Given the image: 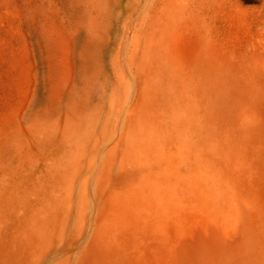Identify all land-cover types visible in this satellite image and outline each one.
I'll return each instance as SVG.
<instances>
[{
  "label": "rangeland",
  "instance_id": "rangeland-1",
  "mask_svg": "<svg viewBox=\"0 0 264 264\" xmlns=\"http://www.w3.org/2000/svg\"><path fill=\"white\" fill-rule=\"evenodd\" d=\"M21 255L264 264V0H0V264Z\"/></svg>",
  "mask_w": 264,
  "mask_h": 264
},
{
  "label": "bare ground",
  "instance_id": "bare-ground-1",
  "mask_svg": "<svg viewBox=\"0 0 264 264\" xmlns=\"http://www.w3.org/2000/svg\"><path fill=\"white\" fill-rule=\"evenodd\" d=\"M114 140H115V139H114ZM18 261L20 262V264H23L24 261H25V260H24V256L21 255Z\"/></svg>",
  "mask_w": 264,
  "mask_h": 264
}]
</instances>
